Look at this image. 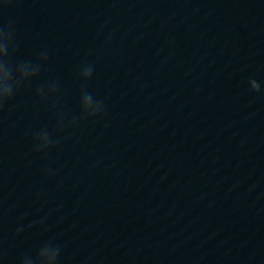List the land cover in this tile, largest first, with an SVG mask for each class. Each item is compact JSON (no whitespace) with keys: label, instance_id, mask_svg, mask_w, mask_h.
Returning <instances> with one entry per match:
<instances>
[{"label":"water","instance_id":"95a60500","mask_svg":"<svg viewBox=\"0 0 264 264\" xmlns=\"http://www.w3.org/2000/svg\"><path fill=\"white\" fill-rule=\"evenodd\" d=\"M236 0H0V264H88Z\"/></svg>","mask_w":264,"mask_h":264},{"label":"clouds","instance_id":"9594fccd","mask_svg":"<svg viewBox=\"0 0 264 264\" xmlns=\"http://www.w3.org/2000/svg\"><path fill=\"white\" fill-rule=\"evenodd\" d=\"M256 90H259V86L258 85L256 86Z\"/></svg>","mask_w":264,"mask_h":264}]
</instances>
